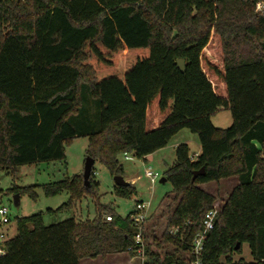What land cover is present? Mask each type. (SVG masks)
<instances>
[{"label": "trees", "instance_id": "1", "mask_svg": "<svg viewBox=\"0 0 264 264\" xmlns=\"http://www.w3.org/2000/svg\"><path fill=\"white\" fill-rule=\"evenodd\" d=\"M84 90L99 105L96 128H80L88 121L78 119ZM222 110L232 118L227 129L211 123ZM183 129L197 135L201 152L192 160L186 144L175 147L162 177L172 187L165 229L153 243L156 251L171 244L186 259L145 245L143 264H189L193 237L217 200L199 186L230 178L237 185L218 209L202 263L239 264L233 255L243 244L253 260H264V0H0L2 171L14 176L19 166L63 162L64 146L82 137L86 157L122 176L120 156L145 160ZM93 177L88 187L82 175L42 187L46 196H69L48 214L94 198L92 220L47 226L42 213L18 217L0 264L136 256L128 251L138 231L133 210L121 218L99 204ZM34 187L10 191L34 200ZM113 192L136 194L132 184Z\"/></svg>", "mask_w": 264, "mask_h": 264}, {"label": "rangeland", "instance_id": "2", "mask_svg": "<svg viewBox=\"0 0 264 264\" xmlns=\"http://www.w3.org/2000/svg\"><path fill=\"white\" fill-rule=\"evenodd\" d=\"M262 10L263 5L261 3L257 4L255 11L262 12ZM86 92L88 91L84 90V112L82 115H78V119H81V116H85L88 121L80 128L84 129L85 126L96 128L98 125L99 105ZM211 123L217 129H227L232 124L230 112L226 110L218 112L211 118ZM180 144L188 146L190 156L199 151L197 135L191 133L188 129H183L171 139L165 148L151 154L147 159L145 158L146 160L137 159L133 154H127L126 158L123 155L119 157V163L123 167V180L129 184L132 182L131 184L136 190V194L130 199L118 198L114 194L113 177L104 165L96 161L92 168L93 179L99 184L97 191L99 204L111 206L115 214L121 218H125L134 209L136 202L148 205L143 241L153 251H156L153 240H160L164 232L167 217L166 207L172 197L170 195L172 191L170 183L162 182L163 173L175 163V147ZM87 146L88 140L86 138H76L64 146L65 161L63 162L55 161L19 166L14 176L0 169V208L4 207L7 209L9 220L7 224H1L0 217V235L4 236L3 239L0 238V247L3 242L15 236V219L18 217H28L42 213L43 222L48 226L70 218H73L76 222H82L92 220L96 216L95 199L91 197H85L80 202L75 203L72 211L48 214V210L55 211L65 204L69 196L67 193L46 196L42 189L44 185L82 175ZM146 169L158 174L157 180L153 183L144 176ZM236 185L237 178H230L219 183L203 184L199 188L216 197L217 200L214 207L219 209ZM13 186L18 188L35 186L33 190L36 199L33 200L28 195H21L19 196V204L16 206L14 203L16 194L10 191ZM167 195L170 196L167 197ZM156 252L161 256L174 253L180 258L186 259V255L176 250L171 244L163 245L162 249ZM144 260L143 256H130L127 253H122L107 256L105 260L99 258L96 260H83L80 264H143ZM233 260L235 262L239 260L249 262L252 260L247 244H243L240 253L233 255Z\"/></svg>", "mask_w": 264, "mask_h": 264}, {"label": "built area", "instance_id": "3", "mask_svg": "<svg viewBox=\"0 0 264 264\" xmlns=\"http://www.w3.org/2000/svg\"><path fill=\"white\" fill-rule=\"evenodd\" d=\"M126 158V155H124ZM144 176L153 183L157 180L158 174L151 172V170L146 169L144 171ZM148 205L142 203V202H136L134 205L132 215V220L138 229L136 235L134 236V246L128 248L129 252H135L136 256H143L144 254V231H145V221H146V209ZM218 214V208L213 207L210 211H208L201 223V230H199L195 236L193 237V240L190 245V257H192V260L189 262V264H203L201 260V255L204 250V243L205 239L207 237V234L213 230L215 225V219ZM0 217H1V224H7L9 222L8 220V211L6 208H0ZM107 221H111V216H106L105 218ZM0 238L3 239L4 236L0 235ZM3 254V250L0 248V255ZM239 264H264V260L255 261L251 260L249 262L242 261Z\"/></svg>", "mask_w": 264, "mask_h": 264}, {"label": "water", "instance_id": "4", "mask_svg": "<svg viewBox=\"0 0 264 264\" xmlns=\"http://www.w3.org/2000/svg\"><path fill=\"white\" fill-rule=\"evenodd\" d=\"M177 67L181 72H184L185 68H184V61L183 60H177ZM94 165V160L91 159L90 157H86L85 162H84V167H83V173H82V177H83V181H84V185L86 187L89 186V177L92 173V168ZM204 175V170L201 169L199 172H195L193 175V180L198 177V176H202ZM113 181H114V185L117 187H126L128 185H130L129 183L125 182L122 178V176H114L113 177ZM164 182V181H162ZM14 203L16 206H18L19 204V197L16 195L14 198ZM239 248V245L236 247V249Z\"/></svg>", "mask_w": 264, "mask_h": 264}, {"label": "crops", "instance_id": "5", "mask_svg": "<svg viewBox=\"0 0 264 264\" xmlns=\"http://www.w3.org/2000/svg\"><path fill=\"white\" fill-rule=\"evenodd\" d=\"M200 152H201V151H200V146H199V151H198L196 154L190 156L191 159H192V160H195V159L200 155ZM149 156H150V155H149ZM149 156H147L146 159H147ZM146 159H145V160H146ZM131 183H132V182H131ZM131 183H130V184H131ZM2 208H4V207H2ZM0 248H1V247H0Z\"/></svg>", "mask_w": 264, "mask_h": 264}]
</instances>
